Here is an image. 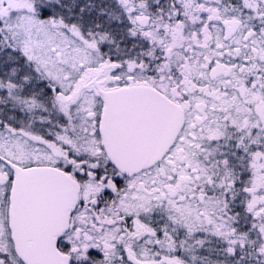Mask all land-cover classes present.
I'll return each mask as SVG.
<instances>
[{
	"label": "snow or ice",
	"instance_id": "obj_1",
	"mask_svg": "<svg viewBox=\"0 0 264 264\" xmlns=\"http://www.w3.org/2000/svg\"><path fill=\"white\" fill-rule=\"evenodd\" d=\"M0 264H264V0H0Z\"/></svg>",
	"mask_w": 264,
	"mask_h": 264
}]
</instances>
